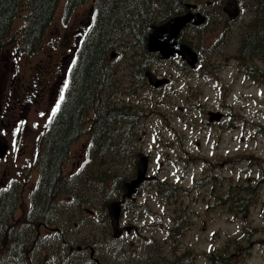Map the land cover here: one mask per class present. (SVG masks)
Here are the masks:
<instances>
[{
	"label": "rangeland",
	"instance_id": "374dc122",
	"mask_svg": "<svg viewBox=\"0 0 264 264\" xmlns=\"http://www.w3.org/2000/svg\"><path fill=\"white\" fill-rule=\"evenodd\" d=\"M92 1L71 0L67 8V0H53L52 16L37 45L20 52L14 49L13 39L10 38L0 49V126L9 143L6 154L0 158V186L2 182L7 186H15L11 221L16 225L32 217L28 210L37 201V188L41 183L35 143L43 139L40 144L42 152L45 150L42 128L49 120L52 101L59 92L61 79L63 76L66 79L67 72L71 70L69 57L77 41L76 30L83 25L85 13ZM199 2L210 17V22L196 28L187 27L182 36L195 54L194 58L201 60V67L195 68L197 64L194 62L191 68L195 69H181L178 61H161L157 57H162L157 52L148 53L144 46L137 47L128 36L111 39L106 55L99 61L102 75L107 66V81L112 83L107 107L111 110L117 109L123 102L139 103V117H125L127 120L115 117L111 129L118 127L124 120L131 125L133 120L138 131H128V140L122 149L119 141L124 132H118L111 141L108 139V145L114 146L115 151L105 153L98 161L99 166H106L113 176L121 175L120 188H115L117 181L114 182L115 178L107 175L105 170L107 186L104 189L90 192L78 190L77 196L73 195L76 184L70 187L64 182V178L70 177L76 166L73 161L78 159L81 163L85 159L86 164L80 177L90 168L97 169V172L101 170L96 162L94 166L93 159H88L90 130L85 129L84 125L89 121L82 125L84 130L79 128L71 138L59 168L62 189L55 196L63 218L74 214L76 219L83 221V227L75 225L63 238V248L67 251L69 263L74 257L71 242L90 234L84 230L88 221L84 206L94 209L100 219L97 234H108L112 226L107 205L110 200L122 195V182L136 175L138 164L146 155L148 173L157 174L158 177L153 181L150 176L141 183L140 191L138 188L134 195V198H139L137 202L140 207H144L146 202L143 196L145 189L152 210H163L164 199L156 192L159 179H168L167 187L173 185V182L182 183H179L176 195L172 193L170 196L171 201L167 206L173 219L171 226L177 220L174 234L171 237L167 234V243H174L178 251L170 252V247L165 245L164 253L160 255L163 264H221L219 259L225 256L222 253L225 247L231 252L230 264H264V135L252 123L255 121L264 126V55L258 53L261 47L250 49L251 52L245 49L247 33L250 29L253 31L256 25L259 37H264V23H258L251 14L249 0L239 1L241 18L231 26L225 22L226 16L219 17L223 4H220V0ZM21 22L20 16L10 22L12 34ZM258 44L259 40L255 38L248 41L250 48ZM187 59L192 60V57ZM246 65L260 69L258 77L237 71L238 68L244 70ZM147 70L154 77L159 74L173 76L172 83L152 88L153 83ZM49 75L53 77L51 81L49 79L52 77L46 80ZM22 96L24 103L19 104ZM207 109L208 117L214 118L216 114L226 112L231 115L232 122L229 123V116L224 115L226 118L219 121L223 128L215 132L214 126H205L200 122L199 115H205ZM88 116L92 117V113ZM210 124L213 125V122ZM52 131L49 129L47 144L50 157L59 155L52 153L59 151ZM101 133L104 131L93 136L94 142ZM184 149L193 151L191 154L206 155L211 159L217 157L213 160L216 166L212 164L210 168L220 171L222 177L241 175L243 178L252 177L253 181L260 179V184L253 188L256 200L251 209L231 215L220 207H206L205 198L208 195L204 194L201 198L199 193L195 196L198 188L207 187L201 184L196 186L195 183L202 177L200 171L203 163L193 158L186 161L182 157ZM162 151L167 152L165 156ZM245 153L250 155L245 157ZM248 158L252 164L249 168L243 166L240 172L237 165L243 164ZM178 159L184 166L180 167ZM223 183L224 187L228 185L227 181ZM184 188H188L189 193L180 190ZM182 203L186 204V216L181 217L180 209L184 208ZM127 208V212H124L122 207L121 223L134 220V214L128 212ZM137 215L139 225L149 221L144 212ZM160 215L165 223V213ZM40 221H37V225ZM242 225L246 226L243 233ZM38 227L41 233L46 231L40 225ZM150 233L156 239L165 235L164 230L148 229L147 234ZM31 237L29 233H24L23 239L28 241L24 243L26 249L29 248ZM33 254L34 262L31 264L60 263V259L54 263V259L42 256L40 251ZM80 254L87 257L86 250ZM152 255L156 256L154 253ZM104 257L106 261L102 260L101 264H112L107 254Z\"/></svg>",
	"mask_w": 264,
	"mask_h": 264
},
{
	"label": "trees",
	"instance_id": "16d2710c",
	"mask_svg": "<svg viewBox=\"0 0 264 264\" xmlns=\"http://www.w3.org/2000/svg\"><path fill=\"white\" fill-rule=\"evenodd\" d=\"M52 1L0 0V49L9 42L10 38L13 39L14 49L18 51H28L30 47L37 45L52 16ZM70 1L67 0L66 2L67 8ZM180 1L182 0H93L94 13L88 32L78 44V47L84 50L82 59L77 64L78 75L74 80H71V83L68 82L63 98L46 125L47 128L54 130L52 133L60 152L53 151L52 153H59V155L49 156V167H42L41 171L47 179V186L40 192V199L37 198L34 203L32 199L33 207L31 208L36 207L35 209H37L34 216L26 219V222L21 221L18 225L13 223L11 221L12 194L15 193V188L5 186L6 188L2 190V197L0 198V264H31L34 262L33 253L39 251L42 256L47 255L49 259H54V263L60 259L59 264H98V260L106 261L104 254L109 256L112 264H163L160 256L164 253L161 243L157 246L155 243H146L142 238L138 239L139 243H130L129 241L117 243L119 238L112 237L110 231L104 236H99L97 234L98 218L95 216L88 217L87 224L84 227V230L90 234L78 241L71 242L74 257L72 262L69 263L67 251L63 248V238L67 236L70 228L75 225L83 227V221L76 219L74 214L63 218L57 208L56 197L54 200L53 198L55 188L57 194L61 185L58 177L59 158L66 152L68 143L78 131L79 124L84 118L83 112L92 109L94 119H104L102 121L104 128L109 130L111 126L110 108L107 107L106 103L109 102L111 96L112 83L107 81V67H105V73L102 75L103 69L99 62L106 55V49L111 45V39L128 36L133 44H137V47L144 46L149 26L177 11L180 7ZM249 2L251 4V14L255 16L257 22L264 23V0H249ZM17 16L21 17L22 22L14 29L12 34L13 27L10 22ZM72 91L76 96H70ZM121 109L122 115L119 118L129 117L133 119L139 117L138 102L123 105ZM128 110H132L130 116ZM202 120L203 118H201ZM129 126L135 127V121H132ZM49 134L50 132L45 134L46 144L49 143ZM106 136H103L102 140L93 143L92 157H99L102 152L108 149L109 141L113 140L115 132L113 131ZM108 139L109 141H107ZM109 148V152L115 151L114 146H109ZM194 159H201L204 162V166L200 171L202 177L195 181L196 186L198 184L208 186L207 189L205 187L197 189L200 197L203 198L204 194H207L205 192H208V196L227 197L228 190L220 189L218 181L212 179L219 176H217L214 169L210 168V163L207 167L205 155H196ZM100 170V172H97V169L90 168L85 172L86 177L79 180L73 195L77 196L78 190L88 189L90 192L104 189L107 186L104 177L105 170L107 175L113 176V173L107 170L106 166L100 168ZM165 185V182L159 183V191L174 193L177 187L180 186L178 182H176V185L164 188ZM238 185V181H232L231 200L234 207H239L238 210H242L241 206L248 198L243 195L244 191L237 187ZM180 190L188 192V189ZM208 196L206 197L207 203L212 206ZM45 215L44 221H40V224L46 227L52 226L56 229L48 230L46 231L47 234L43 235L37 230L35 222L37 223L38 218ZM175 222L177 224V221ZM168 230L171 237L175 230L172 226ZM24 233L32 235L27 249L24 247V243H28L23 239ZM169 240L171 239L169 238ZM76 243L93 245L94 253L92 257H85L76 251L74 247ZM151 244L153 245L151 246ZM168 246L170 252H172L173 243H168ZM152 252L156 256H153Z\"/></svg>",
	"mask_w": 264,
	"mask_h": 264
},
{
	"label": "flooded vegetation",
	"instance_id": "af4514ba",
	"mask_svg": "<svg viewBox=\"0 0 264 264\" xmlns=\"http://www.w3.org/2000/svg\"><path fill=\"white\" fill-rule=\"evenodd\" d=\"M230 2H231V6L230 7H227L228 8V11H229L230 14H232L233 16H235L236 13H237V11H238V3H237V0H231ZM197 9H199V8L197 7ZM197 9L188 6L187 9L182 10V12H180L178 14H181V13L186 12V11L196 12ZM227 18H229V17H227ZM240 18H241L240 15H237L236 17L229 18V19H227V23L231 26L235 22H237ZM168 19H170V16H167L166 18H164L163 21L164 20H168ZM82 28H83L82 26H79L77 28L76 32L77 33H80V31H81ZM75 49L76 48L73 47V50L71 51V53L74 52ZM173 57H175V55H173ZM179 66L181 68H183V67L186 66V64L182 62V64H179ZM199 67H201V66L198 65V68ZM50 77H52V76H50ZM49 78H46V80H48ZM169 79H171L170 76H169ZM49 80L51 81V78ZM10 94H11V92H10ZM23 103L24 102H23V96H22L19 104H23ZM257 131H261L262 134L264 135V126L259 125V128H258ZM164 140L166 142H168L167 139H164ZM74 163H76V165H78L79 164V160H75ZM245 163L246 164L244 165V167L245 168H249L250 165L252 164V161H250L249 159H246ZM150 176H154L152 178H156V175L150 174ZM212 179H215V180L218 181V187L220 189H226V190H228V196L225 197V198H223L221 196L220 197L208 196L209 201L212 202L211 203L212 204V207H214V208H216V207L223 208V209H225V210H227L229 212L228 214H231V215H235V214L237 215L239 213L248 212L251 209V206L254 204V201L256 200L255 190L253 188H254V186L260 184V179H257L255 181H253V178L252 177H245V178L235 177L234 178L232 176L213 177ZM233 180H242L243 181V184L241 185V188L245 192V193H243V195L246 198H248L246 201H244V203L241 206L243 208V210H238L239 207H234L233 204H232V200H231V189H232V181ZM224 181H227L228 182V185L226 187H224V183H223ZM202 183H204V182H202ZM166 187L167 186L165 185L164 188H166ZM191 188H194V187H191ZM205 188L207 189L208 186L205 187ZM251 190H254V191H251ZM205 193L208 194V192H205ZM157 194H160V197H162L164 199V202H162L164 208H163V210H152V208L150 207V205L147 203V216L149 218V221L147 222V225H148V229H151V230L160 227L161 230H164L165 231V235L163 237H160V238L156 239L155 237H153V234L150 233V234H148V236L146 238V243H155L157 246H159V243H161L163 245V243H167L168 242L167 229H168L169 223L172 222L173 219H172V217L168 213L167 206H168V203L171 201L170 196L173 195V194H171V193H169L167 191H163L161 193H158L157 192ZM198 194H199V192L198 193H195V196H197ZM182 204L184 206H186L185 203H182ZM209 205L210 204L206 203L205 206L206 207H209ZM184 209H185V207H184ZM184 209L183 210H180L181 217H182V215L183 216H186L184 214ZM161 213H165V215H166L167 221H165V223L162 220V217L160 215ZM126 240L127 239L124 236H122L119 239V242L122 243V242H125ZM130 243H133V241H130ZM152 245L153 244H151V246Z\"/></svg>",
	"mask_w": 264,
	"mask_h": 264
},
{
	"label": "water",
	"instance_id": "95a60500",
	"mask_svg": "<svg viewBox=\"0 0 264 264\" xmlns=\"http://www.w3.org/2000/svg\"><path fill=\"white\" fill-rule=\"evenodd\" d=\"M193 17L194 23H200L203 21V16L201 17L198 13L186 12L183 14L175 15L165 23L154 26L153 31L149 34L147 39V46L150 51L160 50L163 56H168L174 51L185 55L186 57H192L189 62L191 65L194 62V55L189 50L188 46L185 44H178L175 42L174 37L177 35L179 29L191 18ZM166 33V36H163ZM172 45V46H171ZM1 141V140H0ZM5 150V145L0 148V156ZM144 166L139 165L138 175L128 182L124 183V188L127 193L125 195L129 196L131 191L143 178ZM120 210L119 200H112L108 204V211L110 215V222L113 227L117 222L118 214Z\"/></svg>",
	"mask_w": 264,
	"mask_h": 264
},
{
	"label": "snow or ice",
	"instance_id": "6c2138e0",
	"mask_svg": "<svg viewBox=\"0 0 264 264\" xmlns=\"http://www.w3.org/2000/svg\"><path fill=\"white\" fill-rule=\"evenodd\" d=\"M62 98V97H61ZM54 111H55V109H54Z\"/></svg>",
	"mask_w": 264,
	"mask_h": 264
}]
</instances>
